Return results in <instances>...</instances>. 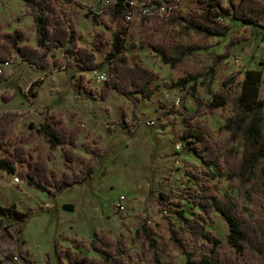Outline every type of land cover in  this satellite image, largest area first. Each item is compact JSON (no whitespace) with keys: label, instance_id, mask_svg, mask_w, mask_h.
I'll return each mask as SVG.
<instances>
[{"label":"rangeland","instance_id":"obj_1","mask_svg":"<svg viewBox=\"0 0 264 264\" xmlns=\"http://www.w3.org/2000/svg\"><path fill=\"white\" fill-rule=\"evenodd\" d=\"M108 1L79 0V3L69 6L73 11L80 45L93 47L95 34L102 30L107 36L114 35L116 23L105 9ZM223 1L228 3V0ZM152 2L133 0L134 10L127 16L125 24L130 36H135L137 42L134 47L131 37L127 39L131 61L139 60L157 74L156 93L151 99L141 101L137 107L115 89L109 92L107 98H102L101 94L107 87L105 81L113 73L111 68L103 65L95 71L85 72V77L81 79L82 72L77 66L67 68L65 53L59 48L52 55L51 63L44 68L31 66L16 56V61L3 69L8 79L0 83V116L6 111L19 114L12 125V138L31 136L27 142L28 149L35 156L38 152L47 155L49 143L37 134L31 124L39 123L45 109L50 107V111L58 112L68 124H80L83 128L76 148L77 170L89 158L87 146L94 145V138L99 135L107 155L89 181L56 196L28 186L23 178L22 183L15 184L12 178L6 176L8 173L0 169V205L16 203L19 210L28 212L30 216L24 232L20 233L19 224L11 223L0 214V218L4 219V227H0L1 264H24L23 259H27L28 264H47L48 258L52 264H57V244L62 248L73 246L82 255L95 256L96 253L87 246L76 243V240L88 243L95 231L107 233L114 239L124 236L128 241V252L135 254L139 245L133 238L141 217L148 219L151 230L160 240H167L166 222L155 193L160 189L180 192L185 186L194 184L186 171L202 168L201 160L180 138L185 127L184 114L194 115L195 121L208 125L213 131V139L219 144L244 149L242 142L230 143L228 132L220 130L225 118L232 114L231 106L211 112L205 105L198 107L196 101L207 102L215 92L238 93L249 69L263 70L260 96L264 97V41L256 38L253 29L236 25L235 30L244 39L233 47L232 56L218 67L211 89L199 84L194 97L189 87L180 89L173 84L187 74L208 70L214 57L224 52L229 37L208 41L196 34L187 37L188 43L201 41L209 47L196 51L173 69L150 47L139 44L143 27H153L168 19L167 9L148 5ZM176 3L177 11L182 15L200 8L199 0H176ZM93 13L100 14L97 25L93 23ZM0 22L9 31L22 28L25 35L21 43L36 44L34 20L23 0H0ZM111 47L97 50V59L103 60ZM77 86L83 93H92L96 98L83 97ZM151 119L155 121L153 124L148 123ZM110 122L113 134L108 129ZM133 122L138 123V128L130 133L126 126ZM5 153L2 151L0 155ZM49 164L52 170L63 171L65 160L61 148L55 151ZM23 166H27V162L17 163L18 169ZM226 172L229 170L226 169ZM240 183L239 178L233 181L222 179L217 191L220 194H235L241 205L248 208L247 214L257 222L258 234L253 236L256 248L249 250L247 255L236 253L228 243V223L219 213L213 214L207 227L223 241L222 250L230 263L264 264V193L251 190L249 185L240 190ZM245 188L251 191L250 194L244 193ZM151 189L154 194H151ZM121 195L126 197L125 210L118 209ZM64 204L73 206L74 210L64 209ZM15 256L18 259H14ZM162 258L166 264H187L185 255L174 247H168Z\"/></svg>","mask_w":264,"mask_h":264},{"label":"trees","instance_id":"obj_2","mask_svg":"<svg viewBox=\"0 0 264 264\" xmlns=\"http://www.w3.org/2000/svg\"><path fill=\"white\" fill-rule=\"evenodd\" d=\"M23 1L33 17L37 42L21 43L25 31L20 27L6 30L0 22V66L3 69L6 63H14L16 56L31 66L44 68L51 63L52 55L59 48L65 53L67 68L77 66L82 72L81 79L85 77V72L95 71L103 65L113 70L110 78L105 81L107 87L101 94L103 99L115 89L137 107L141 101L151 99L156 93L155 70L139 60L132 62L128 54L127 39L131 36L125 24L127 16L134 10L133 0H109L106 3L105 9L116 23V30L112 37L107 36L104 30L97 32L93 47L79 44L73 11L69 9L70 5L79 0ZM199 2V9L182 15L177 11L176 0H153L148 5L165 7L168 19L153 27H143L139 41L141 47H150L165 64L175 69L196 51L209 47L201 41L188 43L187 37L196 34L205 41L229 37L224 52L214 57L213 65L208 70L187 74L173 84V87L180 89L189 87L194 97L199 84L211 89L218 67L232 56L233 47L244 39L235 30L236 25L253 29L256 38L264 41V0H228L227 4L223 0ZM99 15L93 13L94 25L99 23ZM134 37H131V45L135 47L137 42ZM109 45L112 47L105 58L98 60L97 50ZM3 69L0 71V83L8 79ZM262 81V69H249L238 93L215 92L207 102L196 101L198 107L205 105L211 112L231 106L232 114L225 118L220 130L228 132L230 143L242 142L243 150L219 144L213 139V131L208 125L203 121H195L194 115L184 114L185 127L180 138L201 160L202 168L186 171L194 184L185 186L180 192L160 189L155 193L166 222L167 240H160L151 230L148 219L141 217L133 238L139 245V251L135 254L128 252V241L124 236L114 239L107 233L95 231L88 243L76 240L78 246H87L96 253L95 256L82 255L73 246L62 248L57 244V264H166L162 256L168 247L179 249L185 255L187 264H240L228 261L229 258L222 250L223 241L207 227V223L214 213H219L228 223V243L236 253L247 255L249 250L256 248L253 236L258 234L257 222L247 214L248 208L241 205L235 194H220L217 189L222 179L233 181L239 178L240 190L249 185L251 190L264 193V97L260 96ZM76 88L83 97L96 98L94 94L88 95L78 86ZM18 115L17 112L6 111L0 116V152H6L0 155V169L18 173L30 187L54 196L59 195L89 181L107 155L99 135L94 138V145L87 146L89 158L77 170L76 148L83 128L80 124H68L58 112L50 111V107H47L41 121L31 125L49 143L50 151L47 155L38 152L35 156L27 146L31 136L23 135L17 139L11 136L12 125ZM108 129L114 130L112 122ZM58 148H61L65 160L61 173L52 170L49 164V159L55 156ZM18 162H27V166L18 169ZM153 191L151 189V194ZM250 192L245 188L246 195ZM186 204L190 207L187 208ZM63 207L74 210L73 206L67 204ZM0 214L11 223L19 224L20 233L24 232L30 218L29 213L19 210L16 203L0 205ZM0 227H4L3 218H0ZM23 260L24 264L29 263L27 259ZM47 264H52L49 258Z\"/></svg>","mask_w":264,"mask_h":264},{"label":"built area","instance_id":"obj_3","mask_svg":"<svg viewBox=\"0 0 264 264\" xmlns=\"http://www.w3.org/2000/svg\"><path fill=\"white\" fill-rule=\"evenodd\" d=\"M8 65V63H6ZM2 66H0V71H2ZM103 78H106L104 75H102ZM108 79V78H107ZM155 121L153 119L149 120L148 123H154ZM138 128V123L133 122L132 124H127L126 129L130 133H134ZM24 180L16 173L13 175V183L19 184L22 183ZM126 197L124 195H121L118 201V209L125 210L126 209V203H125ZM14 259H18V256H15Z\"/></svg>","mask_w":264,"mask_h":264},{"label":"crops","instance_id":"obj_4","mask_svg":"<svg viewBox=\"0 0 264 264\" xmlns=\"http://www.w3.org/2000/svg\"><path fill=\"white\" fill-rule=\"evenodd\" d=\"M110 132V134H113V131H109ZM102 137V136H101ZM102 144V143H101ZM3 171V170H2ZM4 172H6V174L8 173L7 171H4ZM13 173H8L6 176H9L10 178H12L13 179Z\"/></svg>","mask_w":264,"mask_h":264}]
</instances>
